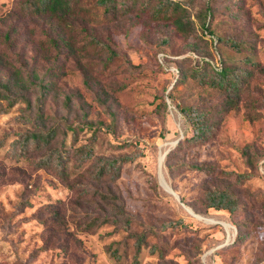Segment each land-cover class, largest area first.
<instances>
[{
  "label": "rangeland",
  "instance_id": "rangeland-1",
  "mask_svg": "<svg viewBox=\"0 0 264 264\" xmlns=\"http://www.w3.org/2000/svg\"><path fill=\"white\" fill-rule=\"evenodd\" d=\"M21 1L0 0V83L16 95L0 99V264H130L133 233L143 230L139 264H264V0H172L186 7L181 29L167 0H115L111 9L77 0L64 17L24 12ZM208 63L240 74L234 106L191 73L201 64L208 75ZM189 103L210 107L216 129L174 154L213 171L165 163L166 149L192 131L179 109ZM51 127L50 144L68 155L66 178L37 164L45 147L9 153L27 130ZM89 145L80 161L77 149ZM123 153L134 158L117 178L93 177L100 157ZM203 185H229L238 206L206 208ZM96 189L117 197L130 224ZM92 216L98 224L86 228ZM178 217L187 225L162 227Z\"/></svg>",
  "mask_w": 264,
  "mask_h": 264
},
{
  "label": "trees",
  "instance_id": "trees-1",
  "mask_svg": "<svg viewBox=\"0 0 264 264\" xmlns=\"http://www.w3.org/2000/svg\"><path fill=\"white\" fill-rule=\"evenodd\" d=\"M77 0H23L20 3V7L24 12H40L50 10L52 12H59L61 16H65L69 11H71L73 4ZM107 1V2H106ZM106 5L108 9L116 7V1L113 0L111 3L110 0H106ZM170 3L171 11L168 14L170 18L173 19L177 28L181 29L183 26V16L186 15V7L180 1L167 0ZM120 4L125 5L124 0H120ZM165 8V7H164ZM160 10V9H159ZM158 10V11H159ZM163 10V9H162ZM167 10V9H166ZM165 16L167 13L165 11ZM203 19L200 21V27L202 32H208L209 19L211 17L210 9H206L204 14H202ZM190 17H188L189 19ZM210 32V31H209ZM10 34L8 31L4 32L1 36V39L4 41L8 40ZM217 38H220L217 35ZM227 40V39H226ZM229 44L236 46L234 41L231 39L228 41ZM112 53V51H111ZM205 62H207L205 60ZM211 65L212 71L207 75L204 65H197L192 67L191 73L197 78L198 81L205 82V84L213 86L215 88L225 91V104L228 106H234L237 102V93L240 89L242 78L239 73H236L234 70L223 67L222 65ZM2 82V81H0ZM2 83H0L1 86ZM3 88H0V99L7 98V105H10L15 100V93L11 92L8 82L2 84ZM22 94V92H19ZM171 97L172 94L168 93ZM6 107H0V112L5 111ZM180 111L184 115L188 125L191 127L192 131L189 135H184L179 137L175 143V146H169L167 152L165 153L164 160L169 169L178 168V167H189L193 169L200 170H209L213 171V167L205 162H194L189 161L184 158H176L174 152L175 150L182 146L188 145L190 143L195 144L197 142H203L210 138L216 129L215 122H213L211 117V108H200L197 104H182L180 106ZM72 131L75 132L74 127H71ZM56 130L53 127L48 129H38V130H27L20 136L12 140L10 154L15 156L24 155L27 153L28 149H42L46 148L45 151L40 154L36 159V162L39 166L42 165H51L55 168L57 174L60 177L66 178L65 170V158L68 157L65 149L61 143H56L51 145V140L55 137ZM79 155L78 159L80 161L88 158L93 152L92 148L89 145L88 147H79L77 149ZM134 156L130 153H123L119 155H110L105 157H100L98 163L96 164L92 175L96 179H100L105 176L110 180H114L120 175V170L122 165L132 160ZM229 175H233L235 180H240L241 178L247 177L249 172H234V171H225ZM170 185V184H169ZM171 186V185H170ZM202 197L203 204L206 208H224L229 211H233L238 206V195L229 185H203L202 188ZM98 196L106 200L116 211V215L120 217L119 220L123 222L124 225L130 224L132 221V216L128 213L119 203H117V197L111 191H102L96 189ZM180 196V195H179ZM181 199V197H180ZM118 220V219H117ZM98 219L95 216L90 217L88 220L84 221L86 228L92 227L95 224H98ZM162 227L171 226L176 227L179 225L186 226L187 223L181 218L176 219H167L161 222ZM134 254L130 264H139L138 253L143 244L146 243V231L134 232ZM152 249L157 248L156 244L151 245Z\"/></svg>",
  "mask_w": 264,
  "mask_h": 264
},
{
  "label": "water",
  "instance_id": "water-1",
  "mask_svg": "<svg viewBox=\"0 0 264 264\" xmlns=\"http://www.w3.org/2000/svg\"><path fill=\"white\" fill-rule=\"evenodd\" d=\"M177 140H175L173 143H175ZM167 150H168V148L166 149V152H167ZM161 178L165 181V183H166V185L167 186H164V188L168 191V192H170V193H172L179 201H180V203H182L185 207H187V205L180 199V196H179V194L169 185V183L165 180V178L163 177V175L161 176ZM159 183H160V180H159ZM211 250V249H210Z\"/></svg>",
  "mask_w": 264,
  "mask_h": 264
},
{
  "label": "bare ground",
  "instance_id": "bare-ground-1",
  "mask_svg": "<svg viewBox=\"0 0 264 264\" xmlns=\"http://www.w3.org/2000/svg\"><path fill=\"white\" fill-rule=\"evenodd\" d=\"M163 165V164H162ZM165 182V181H164ZM160 184H161V181H160ZM167 186V185H166ZM225 224V223H224ZM226 225H227V223H226ZM227 228H228V226H227ZM228 230H229V228H228Z\"/></svg>",
  "mask_w": 264,
  "mask_h": 264
}]
</instances>
